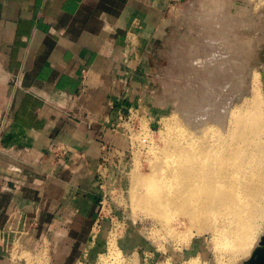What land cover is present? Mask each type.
I'll return each mask as SVG.
<instances>
[{"label":"crops","instance_id":"1","mask_svg":"<svg viewBox=\"0 0 264 264\" xmlns=\"http://www.w3.org/2000/svg\"><path fill=\"white\" fill-rule=\"evenodd\" d=\"M166 5L0 0V230L22 213V242L47 236L61 262L81 254L126 170L128 141L112 130L137 104V68Z\"/></svg>","mask_w":264,"mask_h":264},{"label":"bare ground","instance_id":"2","mask_svg":"<svg viewBox=\"0 0 264 264\" xmlns=\"http://www.w3.org/2000/svg\"><path fill=\"white\" fill-rule=\"evenodd\" d=\"M209 11L187 36L194 43L202 37L205 54L180 58L190 68L186 88L170 98L178 111L165 120L149 172L133 167L130 194L135 212L169 232L172 223L212 232L235 259L251 254L264 225V0H211ZM109 247L116 264V241Z\"/></svg>","mask_w":264,"mask_h":264},{"label":"rangeland","instance_id":"3","mask_svg":"<svg viewBox=\"0 0 264 264\" xmlns=\"http://www.w3.org/2000/svg\"><path fill=\"white\" fill-rule=\"evenodd\" d=\"M197 1L170 0L167 3L166 0L165 8H158L161 12L154 22L157 32L151 43L145 44L144 54L137 68L139 78L137 104L117 120L112 130L113 135L120 132L128 141V164L122 177L113 176L110 184L107 182L110 186L107 196L101 200L100 221L96 226H92L90 237L81 248V254L77 258L71 257L61 262L62 258H55L58 254L55 253L47 236L42 240L33 238L25 243L22 242V238L21 242L10 241L7 257L1 255L0 263L7 261V264H115L109 247L112 239L116 241L121 253L119 261L121 263L116 264H192L194 259H197L196 264H244L250 259L255 247L251 254L233 259L221 251L220 242L212 232L200 234L196 230L192 231L190 225L184 227L172 223L169 227L170 232L172 233L174 227L180 238L177 239L168 229L157 224L144 212H135L132 207L130 191L133 186V167L140 164L141 172L144 174L149 172L148 161L154 156L151 153H154V148L163 146L168 123L166 121L178 111L176 103L170 101V98L181 90L180 87L186 88L187 71L190 67L187 69L185 65H179L180 58L191 50H196L199 55L205 54L203 50H206V44L202 37H197V43L187 38L191 32L192 35L196 32L190 28L203 27L204 21L211 16L209 11L211 0H199L198 3ZM142 6L147 7L146 4ZM186 42L192 43L191 46L188 47ZM261 84L264 95L263 79ZM108 149L110 152V147ZM257 236L258 245L264 236V225L260 227ZM3 249L2 247L0 251Z\"/></svg>","mask_w":264,"mask_h":264},{"label":"built area","instance_id":"4","mask_svg":"<svg viewBox=\"0 0 264 264\" xmlns=\"http://www.w3.org/2000/svg\"><path fill=\"white\" fill-rule=\"evenodd\" d=\"M26 227L27 222L24 220L23 214L16 213L10 219L7 227L0 230V243L8 245L12 240H16V242H21L23 236H27L29 234Z\"/></svg>","mask_w":264,"mask_h":264},{"label":"water","instance_id":"5","mask_svg":"<svg viewBox=\"0 0 264 264\" xmlns=\"http://www.w3.org/2000/svg\"><path fill=\"white\" fill-rule=\"evenodd\" d=\"M244 264H264V236L261 237L250 259L246 260Z\"/></svg>","mask_w":264,"mask_h":264}]
</instances>
